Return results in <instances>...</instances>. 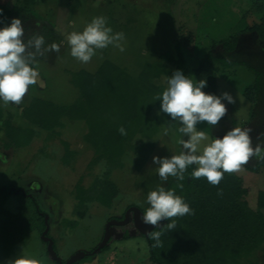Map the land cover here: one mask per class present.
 Masks as SVG:
<instances>
[{
    "label": "rangeland",
    "instance_id": "obj_1",
    "mask_svg": "<svg viewBox=\"0 0 264 264\" xmlns=\"http://www.w3.org/2000/svg\"><path fill=\"white\" fill-rule=\"evenodd\" d=\"M0 4L12 10L9 19L0 18V28L19 18L25 38L39 33L45 37L46 47L52 43L60 45L59 53L37 58L33 67L39 72V81L30 86L20 105L6 106L0 100V124L12 117L16 125L32 126L22 112L34 96L58 104L74 102L79 92L70 83L71 71L93 72L104 60H110L137 75L146 62L159 59L165 52L176 55L179 49L194 83L201 64L209 65L216 79L215 95L228 92L236 100L235 104L223 101L228 111L218 126L212 128L206 122L197 125L209 136L202 146L213 138H222L234 127L250 128L253 146L264 144V38L256 30L264 24V0H0ZM98 16L106 17V26L112 28L113 34L124 33L125 39L120 42L124 51L109 45L97 50L90 62L81 63L70 55L66 37L73 31L82 32ZM233 40L234 44L229 46ZM173 73L162 74L155 82L166 88L167 77ZM253 82L258 85L252 97L249 87ZM63 121L57 131L37 129L32 141L21 148L5 147L4 128L0 127V186L19 189L16 194L0 198V223L17 218L11 228L16 234L15 242L9 253L1 252L0 264H8L20 255L36 258L41 264L57 261L47 252V242L41 237V217L35 214L24 191L32 194L48 215V235L54 239L62 260L85 250L88 255L76 264H154L148 241L142 235L113 240L105 249L95 253L93 250L100 244L109 219L122 217L133 205L146 211L150 207L147 194L158 185L169 188L173 177L161 181L152 158H170L181 153L179 140L187 137L179 133V122L174 127H162L155 138L156 147L141 169L135 168L136 155H125L124 167L111 174L120 192L111 207L92 202L79 216L74 214L75 187L80 181L89 187L102 176L105 161L102 159L90 168L89 162L96 155L83 141L86 123L66 117ZM63 140L75 150L69 164L62 161ZM259 161L253 157L241 171L235 172L242 177L247 190L245 198L254 209L258 208L259 191L264 190V165L258 171L251 169ZM73 222L77 224L72 226ZM250 259L264 264V240L254 253L240 257L239 261L247 264Z\"/></svg>",
    "mask_w": 264,
    "mask_h": 264
},
{
    "label": "trees",
    "instance_id": "obj_2",
    "mask_svg": "<svg viewBox=\"0 0 264 264\" xmlns=\"http://www.w3.org/2000/svg\"><path fill=\"white\" fill-rule=\"evenodd\" d=\"M0 9L3 10L0 18L9 19L12 10L3 4H0ZM256 30L264 38V24L257 26ZM234 42L228 43L229 46ZM176 70L190 77L186 59L179 49L176 55L165 52L159 59L146 62L137 75L110 60H104L93 72L87 69L71 71L70 83L79 92L76 100L70 104H58L39 96L31 97L22 115L32 126L16 125L12 117L4 119L0 124L6 137L4 146H26L36 135L37 129L57 131L63 126L64 117L84 121L87 130L83 134V141L96 155L89 162V167L104 159L105 170L89 187H85L81 181L77 183L74 214L83 215L92 202L111 207L120 193L111 174L124 167L125 155H136L135 168L141 169L154 151L155 138L162 127H174L176 124L168 114L160 112L161 102L155 100L166 89L155 79ZM201 79L207 81V87L202 91L215 94L216 79L209 65L201 64L198 68L196 83ZM257 85V82H253L249 87L252 97ZM121 126L126 129L127 135L120 134L118 129ZM63 144L65 152L62 161L69 164L75 150L66 140H63ZM262 165L264 160L251 169L258 171ZM195 167L189 166L183 181L173 178L169 184V188L175 189L195 214L177 217L176 229L164 232L160 247H153L155 241L146 238L135 227L132 213L127 224L111 227L113 233L108 244L113 240L142 235L148 241L150 260L154 264H242L239 258L254 253L264 240V190L259 191L258 208L254 209L245 198L247 190L241 176L225 173L220 184L213 186L206 177L191 178ZM180 183L183 189L177 187ZM18 190L12 185L0 186V198L5 199ZM24 194L30 197L35 214L41 217V228L45 229L46 212L39 208L32 194L27 191ZM124 215L115 219H123ZM16 219L0 223V254L12 250L16 234L11 228L15 226ZM167 223L170 221H162V224ZM76 224L73 222L72 226ZM54 247L57 251L55 243ZM56 264L61 263L56 261ZM247 264L259 262L250 259Z\"/></svg>",
    "mask_w": 264,
    "mask_h": 264
},
{
    "label": "clouds",
    "instance_id": "obj_3",
    "mask_svg": "<svg viewBox=\"0 0 264 264\" xmlns=\"http://www.w3.org/2000/svg\"><path fill=\"white\" fill-rule=\"evenodd\" d=\"M0 9V13H2ZM107 19L98 16L86 25L82 32L73 31L66 37L70 48V55L81 63H88L96 55L97 50H103L113 45L124 51L120 43L125 39L124 33H114L111 27L106 26ZM60 45L52 43L45 46V37L39 33H32L25 38V28L19 18H13L10 25L0 28V100L7 106L9 103L20 105L29 91L30 86L39 81V72L33 65L38 57L46 53H59ZM207 81L201 79L198 83L176 70L171 77H167V87L162 95H157L160 112L168 114L172 121L180 124L179 133L187 139H180L182 151L179 155L169 157L153 156L152 161L161 181L167 182L169 177L178 181L185 179L189 166L195 165L191 178L206 177L208 183L218 186L225 173L241 171L251 158L264 160V144L253 146L250 128L234 127L227 131L222 138H213L197 125L206 122L212 128L227 114L228 104H235L236 100L228 93L217 96L205 93ZM160 114L159 112L157 113ZM118 131L127 135L126 129L121 126ZM167 135V131L165 132ZM183 189V184L177 185ZM147 203L150 205L142 214L141 220L145 225L159 230L147 232L149 239L155 241L153 247L161 246V236L165 231L176 229V218L185 215H194V210L176 194L175 189L158 185L147 194ZM168 220L170 223L162 224ZM8 264H41L36 258L20 255L10 259Z\"/></svg>",
    "mask_w": 264,
    "mask_h": 264
},
{
    "label": "water",
    "instance_id": "obj_4",
    "mask_svg": "<svg viewBox=\"0 0 264 264\" xmlns=\"http://www.w3.org/2000/svg\"><path fill=\"white\" fill-rule=\"evenodd\" d=\"M130 213H132V218H133V222L135 224V227L147 238V232L152 231L154 229V227L149 226V225H145L142 220H141V216L144 213L142 211V209L136 205L130 206L124 215L123 219H110L107 221L106 225H105V233L104 236L100 242V244L93 250V252H97L99 250H101L103 247H105L111 236H112V229L111 227L113 225H125L130 221ZM45 229L43 230L41 237L42 240L47 242V252L49 253V255L59 261L60 263L62 262L61 258L58 255V252L56 251L55 247H54V239L48 235L49 233V223H48V215H45ZM88 255V252L85 250H78L75 253H73L66 261L64 264H74L76 262H78L79 260H82L83 258H85Z\"/></svg>",
    "mask_w": 264,
    "mask_h": 264
},
{
    "label": "flooded vegetation",
    "instance_id": "obj_5",
    "mask_svg": "<svg viewBox=\"0 0 264 264\" xmlns=\"http://www.w3.org/2000/svg\"><path fill=\"white\" fill-rule=\"evenodd\" d=\"M128 208H129V207H128ZM128 208H127V209H128ZM125 212H126V211H125ZM130 214H131V213H130ZM130 216H131V215H130ZM61 260H62V259H61ZM65 261H66V260H65ZM65 261H64V260H62L61 264H64V263H65Z\"/></svg>",
    "mask_w": 264,
    "mask_h": 264
}]
</instances>
